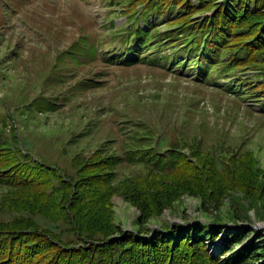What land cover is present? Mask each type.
Listing matches in <instances>:
<instances>
[{
	"label": "trees",
	"instance_id": "1",
	"mask_svg": "<svg viewBox=\"0 0 264 264\" xmlns=\"http://www.w3.org/2000/svg\"><path fill=\"white\" fill-rule=\"evenodd\" d=\"M135 1L145 8L115 34L125 48L104 54L107 64L135 65L152 52L151 65H171L175 71L194 67L205 80L250 67L258 72L249 80L254 85L242 86L245 76L226 87L232 94H261L264 105V0H200V7L192 0ZM173 5L183 6L170 26L179 27L177 32L150 24L152 14L160 17ZM210 12L215 16H204ZM96 51L83 42L75 54L94 58ZM184 54L192 58H180ZM13 139L0 140V214H14L0 221V264H264V238L252 248L243 246L253 231L227 235L217 253L208 243L220 239V226L228 222L220 209L229 195L264 200V168L252 150L211 155L198 143L187 147L186 158L179 143L167 154L149 147L153 138L146 133L130 147L142 152L136 159L128 160L134 150L121 156L109 154L104 145L92 155H76L64 170L33 157ZM124 163L143 166L145 174L119 182ZM116 195L140 212L136 230L125 232L117 224ZM185 195L201 200L206 222L149 227ZM239 214L233 210L230 221L239 225Z\"/></svg>",
	"mask_w": 264,
	"mask_h": 264
},
{
	"label": "rangeland",
	"instance_id": "2",
	"mask_svg": "<svg viewBox=\"0 0 264 264\" xmlns=\"http://www.w3.org/2000/svg\"><path fill=\"white\" fill-rule=\"evenodd\" d=\"M132 1L0 0V140L14 142L16 136L17 144L27 153L64 170L71 168L76 155H92L104 145L109 154L124 156L127 150H134L130 147L137 143L136 138L146 133L153 138L149 147L159 153L167 154L178 143L186 158L191 156L187 147L198 143L211 155L252 150L264 168L261 94H232L226 87L247 76L248 82L242 86L248 88L249 82L254 85L250 78L258 72L246 67L205 80L194 67L175 71L171 65H151L152 52L146 61L131 66L103 60L104 54H112L109 52L116 48L124 50L125 44L114 36L135 12L142 13L145 8V4ZM192 1L200 7V0ZM174 5L160 17L152 14L150 24L177 32L179 27L170 26L183 6ZM83 42L95 46L94 58L75 54ZM76 57L78 64L72 60ZM180 58L192 57L184 54ZM141 154L136 149L128 160ZM144 174L143 166L124 163L118 169V181ZM3 192L0 186V199ZM112 203L122 230H136L138 209L122 195L113 197ZM221 204L228 222L220 226V239L208 242L213 252L221 251L229 234L253 231L243 243L249 248L262 242L263 199L250 201L240 192ZM235 209L240 213L239 225L230 221ZM204 213L200 199L185 195L149 227L196 226L207 221ZM6 214H0V221L14 217L11 212Z\"/></svg>",
	"mask_w": 264,
	"mask_h": 264
}]
</instances>
